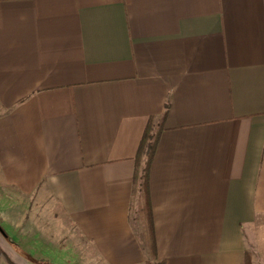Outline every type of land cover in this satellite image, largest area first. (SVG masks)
<instances>
[{"label": "crops", "instance_id": "0c3cea01", "mask_svg": "<svg viewBox=\"0 0 264 264\" xmlns=\"http://www.w3.org/2000/svg\"><path fill=\"white\" fill-rule=\"evenodd\" d=\"M150 121L154 261L242 264L264 229V0H0V264L152 261L132 225Z\"/></svg>", "mask_w": 264, "mask_h": 264}, {"label": "trees", "instance_id": "16d2710c", "mask_svg": "<svg viewBox=\"0 0 264 264\" xmlns=\"http://www.w3.org/2000/svg\"><path fill=\"white\" fill-rule=\"evenodd\" d=\"M164 117H162V122ZM162 122L157 127L153 125L152 121L148 123L136 155V167L133 176L134 194L137 195L138 199V214L144 223V241L152 259L146 264H167L164 261H154L156 260V245L148 185L149 168L162 129ZM242 264H250L249 254L244 255Z\"/></svg>", "mask_w": 264, "mask_h": 264}, {"label": "rangeland", "instance_id": "374dc122", "mask_svg": "<svg viewBox=\"0 0 264 264\" xmlns=\"http://www.w3.org/2000/svg\"><path fill=\"white\" fill-rule=\"evenodd\" d=\"M132 225L134 231L137 233L138 237H141V239H144V223L142 222L138 212L133 211L132 212ZM262 237V239H257L259 236ZM250 235L252 237L248 240L249 245L247 248V254L250 256V264H251V255H253L254 260L256 261V264H264V229L263 230H252L250 232ZM144 241V240H142ZM145 243V241H144ZM252 243V244H251ZM251 254V255H250ZM149 262V260H148ZM74 264H84V263H74ZM88 264H99L98 262H89Z\"/></svg>", "mask_w": 264, "mask_h": 264}]
</instances>
